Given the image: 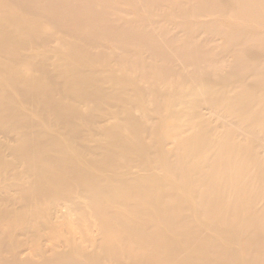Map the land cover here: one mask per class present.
Returning a JSON list of instances; mask_svg holds the SVG:
<instances>
[{
  "label": "bare ground",
  "instance_id": "bare-ground-1",
  "mask_svg": "<svg viewBox=\"0 0 264 264\" xmlns=\"http://www.w3.org/2000/svg\"><path fill=\"white\" fill-rule=\"evenodd\" d=\"M92 2L0 0V264H264V0Z\"/></svg>",
  "mask_w": 264,
  "mask_h": 264
},
{
  "label": "rangeland",
  "instance_id": "rangeland-1",
  "mask_svg": "<svg viewBox=\"0 0 264 264\" xmlns=\"http://www.w3.org/2000/svg\"><path fill=\"white\" fill-rule=\"evenodd\" d=\"M118 1V2H116ZM164 2V3H163ZM161 2L162 4H166V1ZM92 10L94 12H96L97 14H99V16H101L102 18H104V16L110 17L111 19L115 20L116 23H122V22H129L132 21L136 18H138L139 16L141 17H145L148 18L152 21L155 22H167V19L172 20L173 21H178L180 20V18L178 17H172V18H166L164 16V13H166V9H168V7L166 5L164 6H160V7H150L151 5V0H93L92 3ZM136 9H134L135 7ZM167 7V8H166ZM200 21H204V20H216L218 18V21H222L221 18L219 16H217V14H209L207 16H199L198 17ZM227 20L229 21H234V18L232 16L227 17ZM39 26L41 29H48L49 27L47 25H44L43 19H41L39 22ZM168 27L170 28L171 31V35L176 33L177 30H179L177 28L176 30V24H171L168 23ZM48 27V28H47ZM172 28V29H171ZM200 37H204V34H201ZM105 46L108 49H111L110 51L114 50V47L111 43H109L107 40H103L102 41ZM218 44V49H219V44H220V40L213 42L211 45L212 47H216ZM106 49V48H105ZM221 58L225 59L226 62H224L222 64V66L220 67V72H227L230 68V65L232 63V57L226 52H221ZM212 118L214 119V123H221V119L214 116V114H212ZM158 174L162 175V171L158 170L157 171Z\"/></svg>",
  "mask_w": 264,
  "mask_h": 264
}]
</instances>
